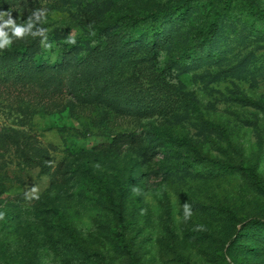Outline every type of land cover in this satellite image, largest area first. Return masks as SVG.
<instances>
[{"label":"rangeland","instance_id":"1","mask_svg":"<svg viewBox=\"0 0 264 264\" xmlns=\"http://www.w3.org/2000/svg\"><path fill=\"white\" fill-rule=\"evenodd\" d=\"M255 8L264 12V0H0L14 20L0 18V59H17L1 47L39 39L34 59L49 66L68 38L81 43L74 65L99 43L86 44L89 24L163 11L155 53L145 33L127 52L110 45L103 101L74 99L63 71L58 90L40 77L0 81L9 213L0 264H264V15L253 18ZM211 19L214 37L193 38ZM152 125L184 133L191 147L162 142ZM172 161L183 167L169 171ZM119 215L126 249L115 241Z\"/></svg>","mask_w":264,"mask_h":264},{"label":"trees","instance_id":"2","mask_svg":"<svg viewBox=\"0 0 264 264\" xmlns=\"http://www.w3.org/2000/svg\"><path fill=\"white\" fill-rule=\"evenodd\" d=\"M162 12V10L157 9L142 13L134 19L117 17L112 24H89V36L86 44L89 41L98 39L100 41L93 45L86 52L85 57L75 65L72 63V56L79 50L81 45L77 39L68 38L63 41L57 47L56 59L50 66L45 62H38L34 59V56L41 47L39 39H34L27 43L23 42L12 48L3 46L1 50L4 55L16 56L17 59L9 62L0 59V81L37 82V78L40 77L44 80L42 83L43 86L48 89L58 90L62 84V79L57 73L63 71L66 74V85L74 99L85 101L89 97L97 95V100L103 101L106 89L108 88L105 80H107L109 63L117 55L110 49V45L113 42H118L119 52H127L131 49V46H128L129 38L145 33L149 36L152 45L151 49L155 53L156 36L159 33V19ZM250 15L256 19L263 16L264 12L259 8H255L250 11ZM215 32V19H211L207 28L202 32L195 33L193 38L210 40L214 37ZM75 67H79L85 73H76L79 70L74 69ZM90 77L97 80V85L94 88L83 83L91 79ZM151 129L153 134L164 143L179 147H191L187 136L182 132L155 125H152ZM190 163L191 161H188V164ZM182 167L183 163L172 161L168 170H177ZM110 200L112 201V199ZM6 215H9V213L0 208V218ZM118 222L119 228L115 231V241L118 247L126 249L127 245L124 242L123 235L124 222L121 215L118 217Z\"/></svg>","mask_w":264,"mask_h":264},{"label":"clouds","instance_id":"3","mask_svg":"<svg viewBox=\"0 0 264 264\" xmlns=\"http://www.w3.org/2000/svg\"><path fill=\"white\" fill-rule=\"evenodd\" d=\"M4 16H8V18H9L8 21H7L8 23H12V24H14V20H13L12 15H11L10 12H8V11H0V18H2V17H4ZM16 35H17V36H20V37H23V29H21V28H17V29H16ZM184 208H185V211H186V213H187L188 210L191 209V205L185 203V204H184ZM190 216H191V214H190V215H186V216L184 217V219L187 220V219L190 218Z\"/></svg>","mask_w":264,"mask_h":264}]
</instances>
